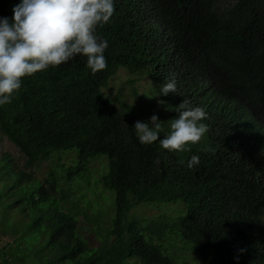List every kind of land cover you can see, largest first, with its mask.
Listing matches in <instances>:
<instances>
[{
	"label": "trees",
	"instance_id": "16d2710c",
	"mask_svg": "<svg viewBox=\"0 0 264 264\" xmlns=\"http://www.w3.org/2000/svg\"><path fill=\"white\" fill-rule=\"evenodd\" d=\"M20 2L0 0V18L11 19ZM113 3L112 17L95 32L108 44L104 70L93 73L87 57L76 54L24 77L11 102L0 105V134L24 155L25 166L73 155L42 182H32L10 154L0 157V220L15 236L0 263L9 255L19 264H194L186 255L192 250L195 264H264V140L229 135L226 125L246 110L264 120V0ZM119 69L149 79L165 112L153 114L161 139L183 100L203 108L201 140L183 152L159 140L142 144L134 124L150 117L141 119L139 102L105 90ZM197 75L207 76L215 92L195 94ZM172 79L176 92L161 94ZM215 98L223 101L219 108ZM99 156L107 169L97 198L109 196L107 190L114 198L90 214V199L79 203ZM192 156L199 164L188 168ZM139 204L181 209L153 219L129 214Z\"/></svg>",
	"mask_w": 264,
	"mask_h": 264
},
{
	"label": "clouds",
	"instance_id": "9594fccd",
	"mask_svg": "<svg viewBox=\"0 0 264 264\" xmlns=\"http://www.w3.org/2000/svg\"><path fill=\"white\" fill-rule=\"evenodd\" d=\"M12 13L11 19L0 18V105L11 102L24 77L65 63L76 54L87 57V66L93 73L106 68L103 53L108 44L95 32L98 25L107 23L112 17L113 0H21ZM207 79L205 75L196 76L195 94L201 88L215 92ZM175 92V79L161 89L164 95ZM215 100L219 108L223 101ZM179 108L178 118L170 123L162 139L160 133L164 129L156 115L147 122H135L139 141L151 144L159 140L162 148L168 151L190 150L188 146L198 143L207 131V125L201 123L207 114L201 107H190L187 100H183ZM235 116L237 120L227 117L229 135L242 134L250 140H264L261 117L249 110ZM198 164L199 158L192 156L187 166L192 168Z\"/></svg>",
	"mask_w": 264,
	"mask_h": 264
},
{
	"label": "rangeland",
	"instance_id": "374dc122",
	"mask_svg": "<svg viewBox=\"0 0 264 264\" xmlns=\"http://www.w3.org/2000/svg\"><path fill=\"white\" fill-rule=\"evenodd\" d=\"M233 0H218V3L220 6H229L232 4ZM108 93H110L112 96H115L117 94H121L123 99L128 103H138L139 102V111H140V117L142 120L147 119L151 117L153 114L158 113L162 116L165 115V112L162 110L161 102L159 97L152 93L150 91V81L147 77H135L131 74H129L125 69H119L110 79H109V85L108 88L105 89ZM136 92V94L134 93ZM70 152L76 153V150L73 149ZM10 154L11 158L10 160L15 163L16 166L23 169L25 172L30 173L32 175V182H42L43 178L46 175V172L51 169L52 167L69 162L68 157H72L73 155L70 154H63L61 153V156L58 157V160L56 159V156L53 154L48 159H42L37 162H35L33 165L25 166V158L24 155L18 150V148L10 142L4 135L0 134V157L3 154ZM104 157V156H99ZM107 159L104 158H97L93 160L89 167L90 172L89 174V181L88 183H83L82 185V192L84 198L79 203V206L84 205V199H90L91 201V208L86 209V211L90 214H92L91 210L94 208H102L100 207L99 203L104 204L102 202V199H108V205L110 202L113 201L114 193L110 190L108 191L109 196L107 193L104 195L105 198L98 199L97 196H99L101 191V186L98 183L99 176L101 172L105 171V168L107 169L106 165ZM96 181H94V179ZM86 184V185H85ZM79 186V185H78ZM81 191H77L75 195L80 196ZM97 201L94 203V201ZM108 208V207H106ZM181 206L179 205H164L162 208L158 209L155 206H151L149 204H139L129 214H133L139 217H145L153 219L155 218L154 214H158L159 212H164L168 215L175 214L178 211H180ZM79 222L84 224L86 223L84 219L83 213H79ZM154 215V216H153ZM0 220V260H1V253L6 250L7 243L12 244L14 235L10 232H4L3 229V223ZM94 244H97L94 242ZM186 255L188 258L194 262V264L197 262L195 261L198 259L196 255V251H189L186 250ZM7 263H0V264H19V261L12 260L11 257L7 256Z\"/></svg>",
	"mask_w": 264,
	"mask_h": 264
}]
</instances>
